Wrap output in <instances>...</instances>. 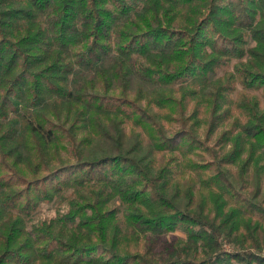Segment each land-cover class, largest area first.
I'll list each match as a JSON object with an SVG mask.
<instances>
[{
    "label": "trees",
    "instance_id": "16d2710c",
    "mask_svg": "<svg viewBox=\"0 0 264 264\" xmlns=\"http://www.w3.org/2000/svg\"><path fill=\"white\" fill-rule=\"evenodd\" d=\"M0 264H264V0H0Z\"/></svg>",
    "mask_w": 264,
    "mask_h": 264
},
{
    "label": "rangeland",
    "instance_id": "374dc122",
    "mask_svg": "<svg viewBox=\"0 0 264 264\" xmlns=\"http://www.w3.org/2000/svg\"><path fill=\"white\" fill-rule=\"evenodd\" d=\"M55 214V208L52 205L42 206L38 212L33 216V219L36 221L38 219H44L46 217H50ZM182 237V233L180 231L174 232L173 234L166 237V241L174 240L175 238ZM224 245V248L231 249V246L226 242H221Z\"/></svg>",
    "mask_w": 264,
    "mask_h": 264
}]
</instances>
